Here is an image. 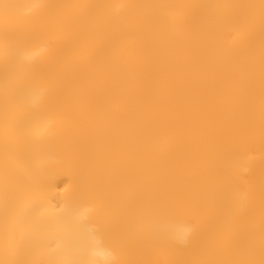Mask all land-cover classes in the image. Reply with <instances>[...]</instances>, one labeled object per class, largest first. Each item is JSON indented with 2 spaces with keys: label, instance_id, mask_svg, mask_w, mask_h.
<instances>
[{
  "label": "bare ground",
  "instance_id": "6f19581e",
  "mask_svg": "<svg viewBox=\"0 0 264 264\" xmlns=\"http://www.w3.org/2000/svg\"><path fill=\"white\" fill-rule=\"evenodd\" d=\"M18 261L264 264V0H0Z\"/></svg>",
  "mask_w": 264,
  "mask_h": 264
},
{
  "label": "snow or ice",
  "instance_id": "6c2138e0",
  "mask_svg": "<svg viewBox=\"0 0 264 264\" xmlns=\"http://www.w3.org/2000/svg\"><path fill=\"white\" fill-rule=\"evenodd\" d=\"M243 36V29L238 30L237 37L241 38ZM15 264H24V262H15Z\"/></svg>",
  "mask_w": 264,
  "mask_h": 264
}]
</instances>
